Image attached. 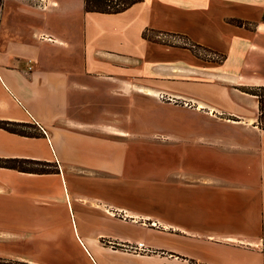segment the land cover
Listing matches in <instances>:
<instances>
[{"label":"crops","instance_id":"obj_1","mask_svg":"<svg viewBox=\"0 0 264 264\" xmlns=\"http://www.w3.org/2000/svg\"><path fill=\"white\" fill-rule=\"evenodd\" d=\"M262 14L246 0H142L116 14L0 0V120L40 133L0 128V158L58 167H0V264H264V130L240 89L264 86Z\"/></svg>","mask_w":264,"mask_h":264},{"label":"trees","instance_id":"obj_2","mask_svg":"<svg viewBox=\"0 0 264 264\" xmlns=\"http://www.w3.org/2000/svg\"><path fill=\"white\" fill-rule=\"evenodd\" d=\"M142 0H83L84 10L86 12H98V13H108V14H116L125 11L132 5L141 2ZM231 24L236 26H243L247 27L249 25L248 22L240 20V19H229L228 20ZM150 32H158L162 33L161 31H156L152 29H146L143 31L142 36L144 39L162 43L169 46H175L180 48H186L190 50L196 57H200L203 60H207L205 57L199 56L196 52V48H201L207 52L216 54L221 56L220 60H213L212 62L215 63H222L226 56L220 52L214 51L210 48H207L203 45L193 42L188 36L179 34V33H167L168 35L178 36L186 40L187 42L175 44H167L162 40H158L156 37L151 36ZM208 61V60H207ZM242 91L247 94L253 95L257 99L258 103V126L259 128L264 130V86H248V87H241ZM29 127L26 123L21 122H10L0 120V128L12 132L22 136H39L40 133L27 130ZM0 167L4 168H11L16 169L20 172L26 173H54L58 172L57 164H54V167L49 162L38 161V160H29V159H21V158H7L1 159L0 158Z\"/></svg>","mask_w":264,"mask_h":264},{"label":"rangeland","instance_id":"obj_3","mask_svg":"<svg viewBox=\"0 0 264 264\" xmlns=\"http://www.w3.org/2000/svg\"><path fill=\"white\" fill-rule=\"evenodd\" d=\"M246 1L248 3H252L253 5H257L258 9L263 12V14L258 18L259 19L258 21L261 23L260 33H262L264 35V0H246ZM247 28H249V29L254 28V24L248 25ZM161 32L162 33L150 32L149 34L151 36L156 37L158 40H162V41L166 42L167 44H175V45H177L178 43L187 42L186 40H184L181 37L168 35L167 33L163 32V31H161ZM196 52L198 53L199 56L205 57L208 60V61L206 60V62H209V63H211L213 60H220V58H221V56L213 54V53H210V52H207V51H205V50H203L201 48H196ZM262 53L264 54V46H263V49H262ZM197 58L201 59L202 61H205V60H203L200 57H197ZM245 65H246V67H244V68H248L249 70H252V72H255L256 69L259 68V67H257V65L254 62V59H253V57L251 55L247 56V62H246ZM244 87H248V86H244ZM71 212H72V210H71ZM72 217L76 218L74 215H72ZM73 222H72V224H73ZM100 241H101V243L103 245L111 247L113 249L122 248V249L127 250V251H132V250H128L125 247L118 246V245L114 244L112 241H109L107 239H101ZM125 245H127V244H125ZM137 253H142V251H139Z\"/></svg>","mask_w":264,"mask_h":264},{"label":"built area","instance_id":"obj_4","mask_svg":"<svg viewBox=\"0 0 264 264\" xmlns=\"http://www.w3.org/2000/svg\"><path fill=\"white\" fill-rule=\"evenodd\" d=\"M121 247H125L128 250H132V252H139V251H143L144 250V246L142 243H136L134 245H122Z\"/></svg>","mask_w":264,"mask_h":264}]
</instances>
